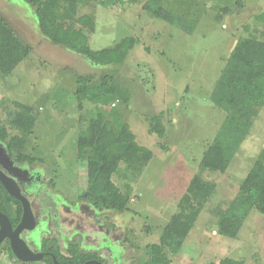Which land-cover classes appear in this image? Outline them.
<instances>
[{
	"label": "rangeland",
	"instance_id": "374dc122",
	"mask_svg": "<svg viewBox=\"0 0 264 264\" xmlns=\"http://www.w3.org/2000/svg\"><path fill=\"white\" fill-rule=\"evenodd\" d=\"M145 2L119 0L104 5L94 0L79 8V15L94 18V31L89 33L92 50L112 48L125 37L136 39L122 64L103 67L43 36L33 9L24 1L0 0V14L33 48L11 74L0 76V120L14 110L16 102L32 106L38 120L28 149L43 160L25 168L15 165L12 171L33 182L30 192H25L33 196L39 210L49 218L58 217L51 228L57 224L68 232L73 223L67 220L75 218L79 226L73 229L84 233L91 250L99 248L106 254L100 246L120 247L122 261L117 264H137L147 256L148 246L159 243L225 119L210 93L227 57L241 37L264 40V0H163L165 8L197 21L192 33L155 18L143 8ZM82 74L93 76L91 84L98 83L103 74H113L131 91L129 104L110 98L109 119L127 122L136 142L154 153L132 183L129 209L124 212L94 214L89 203L79 201L86 210L71 215L61 206L66 198L78 199L88 185L87 162L78 159L76 143L79 133L87 129L94 104L84 101L78 107L73 90L77 75ZM160 111L165 113L162 137L150 133L145 120ZM262 149L264 105L227 171L205 172L217 188L181 252L172 256V264H209L225 258L264 264V214L258 209L250 212L237 237L218 232L220 210L235 197ZM11 162L6 144L0 141V167L8 174ZM113 181L123 186L118 174ZM88 214H94L91 223ZM0 259L9 264L7 256Z\"/></svg>",
	"mask_w": 264,
	"mask_h": 264
},
{
	"label": "trees",
	"instance_id": "16d2710c",
	"mask_svg": "<svg viewBox=\"0 0 264 264\" xmlns=\"http://www.w3.org/2000/svg\"><path fill=\"white\" fill-rule=\"evenodd\" d=\"M22 1L33 9L43 36L55 45L85 56L98 66L122 64L135 46L136 39L130 36L112 48L98 51L90 48L89 33L94 31V18L88 14L79 15V8L94 0ZM117 1L101 0V3L108 5ZM143 8L155 18L188 33L196 28V20L186 19L165 8L163 0H146ZM32 49L31 44L25 42L0 14V76L11 74L30 55ZM92 80L91 74L77 75L73 90L79 108L84 101L91 102L94 107L87 129L79 133L76 143L78 159L87 162L88 185L72 202L84 201L99 211L124 212L129 209L132 183L141 175L154 153L136 142L135 134L127 122L119 119L114 123L109 119L110 98L129 104L131 91L113 74H103L95 84H91ZM210 99L225 112V119L180 199L177 211L163 229L159 243L148 246L145 250L147 256L137 261V264H172V256L181 252L187 236L217 188L214 181L204 176L205 172H226L249 135L253 121L264 105V40L241 37L236 41L212 88ZM15 105L6 119L0 120V140L6 144L12 161L33 166L43 161L28 149L29 135L37 123L38 112L26 103L16 102ZM164 117L163 111L146 117L150 133L160 137L164 135ZM115 174L123 178L122 187L113 181ZM51 184L54 182L51 181ZM254 208L264 214V149L241 182L235 197L220 210L218 232L222 236L237 237ZM0 212L8 216L13 227L21 221L23 214L21 201L11 196L1 181ZM53 242L55 245L48 247L46 240L44 246L63 264H84L91 259H100L92 252L81 250L79 243L70 244L68 255L61 251L56 239ZM3 255L8 256L10 264L20 262L9 242L0 244V256ZM45 261L54 264L50 255L46 256ZM209 264L246 263L225 258Z\"/></svg>",
	"mask_w": 264,
	"mask_h": 264
},
{
	"label": "flooded vegetation",
	"instance_id": "af4514ba",
	"mask_svg": "<svg viewBox=\"0 0 264 264\" xmlns=\"http://www.w3.org/2000/svg\"><path fill=\"white\" fill-rule=\"evenodd\" d=\"M15 165L20 166L22 168H25V167H23L24 165H19V164L15 163L14 166H12L13 168L8 166V169H10L11 171H12V169H16L17 167ZM17 177L19 179L18 181H19L20 185L22 186L24 193L27 195V197L29 198V200L31 202V207H32V210L34 213V218H35V227L32 230H28V229L23 230L21 233V237L27 242V244L30 246L31 249H33L36 253L42 254L41 258L38 260L21 261L18 259L20 261L19 262L20 264H25V263H30V262H34L37 264H47L45 261V258L47 255L52 256L54 264H63L57 260L56 256L53 254V252L51 250H47L44 246L45 241L48 240L47 246L53 247L55 245V243L53 242V239H56V243L58 244V246L60 247L61 251L64 254H68L70 244L79 243L81 250H83L85 252H92L100 258V259H91V260H88L86 262L99 261L103 264H109V263L110 264H117V263H120L122 261L121 257L118 255V253L120 252L121 249L119 246H117L115 244H110V246L106 247V248H104V246H100L101 249L108 252L106 254H102L99 251L100 250L99 248H92L93 250H91L90 245H87L84 241V233L81 230L73 229V228H76L79 226V222H76L75 218H73V217H70L67 220L70 222V224L71 223H73V225L75 224V226L72 225L70 227V230L68 232H62L58 228L59 226H57V224H55L54 229L51 228L50 224L54 223L53 220L55 218H58V217L56 215H52L50 218L47 217V215H45L42 210H39L41 208L36 204V201L33 199V196H31V194H29V193H26L27 191L30 192L31 187L33 188V182L29 180V177L28 178H24V177H20V176H17ZM79 201L80 200H78L76 203H73L71 200L66 198L65 200H62L63 203L61 204V206L65 207L66 210H69L72 213L71 215H73L76 212L85 211L87 208V206L85 204H83V205L79 204ZM92 209H93L92 211L94 212V214L102 212V211L97 210L93 206H92ZM94 214H92V216L88 214V216H87V219L89 220L88 223L92 222L90 220H92ZM101 233L104 234V232H102V231L100 232V234ZM7 242H9V244H10L9 239H5L3 241V243H7ZM10 247H11V245H10ZM68 255H70V254H68ZM5 256H7V255H5ZM9 264H10V262H9ZM91 264H95V263H91Z\"/></svg>",
	"mask_w": 264,
	"mask_h": 264
},
{
	"label": "water",
	"instance_id": "95a60500",
	"mask_svg": "<svg viewBox=\"0 0 264 264\" xmlns=\"http://www.w3.org/2000/svg\"><path fill=\"white\" fill-rule=\"evenodd\" d=\"M11 164L14 163L11 162ZM10 174L0 168V181L5 186L9 194L18 198L23 205V214L21 221L14 228L8 216L0 212V244L9 239L10 245L15 256L21 261H33L41 258V253H36L27 242L21 237L23 230H32L35 227L34 213L31 207V202L24 193L15 172L9 169ZM15 175V176H14ZM103 264L99 261H89L85 264Z\"/></svg>",
	"mask_w": 264,
	"mask_h": 264
}]
</instances>
